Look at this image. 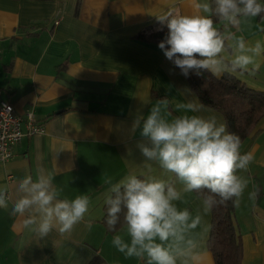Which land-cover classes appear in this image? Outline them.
<instances>
[{
	"label": "crops",
	"instance_id": "obj_1",
	"mask_svg": "<svg viewBox=\"0 0 264 264\" xmlns=\"http://www.w3.org/2000/svg\"><path fill=\"white\" fill-rule=\"evenodd\" d=\"M170 10L191 14L192 0H0L1 97L20 116L31 111L43 129L23 136L12 157L0 162V188L7 189L9 198L8 208H0V264H90L96 258L103 264H145L113 246L116 234L128 240L122 226L110 233L102 222L108 181L135 174L166 180L178 189L181 185L158 163L144 160L136 146L142 138L141 128L132 129L134 118L167 98L162 114L168 119L183 114L177 103L192 101L203 106L196 115L225 124L219 111L200 102L158 44L136 37ZM218 26L243 36L249 45L264 44L260 17L242 20L238 30ZM257 61L254 73H236L247 85L264 90V54ZM240 151L254 157L247 171L237 173L249 181L233 209L240 264H264V117ZM40 168L54 173L61 199H90L89 212L70 233L53 230L41 238L11 215L20 180L35 179ZM254 186L259 191L253 200ZM177 205L203 217L186 237L196 244L192 255L198 257L189 258V264H214L207 249L211 215L203 214L202 199L184 193Z\"/></svg>",
	"mask_w": 264,
	"mask_h": 264
},
{
	"label": "clouds",
	"instance_id": "obj_2",
	"mask_svg": "<svg viewBox=\"0 0 264 264\" xmlns=\"http://www.w3.org/2000/svg\"><path fill=\"white\" fill-rule=\"evenodd\" d=\"M194 11L180 14L168 11L157 18L168 29L158 48L166 59L180 69L184 77L205 72L220 77L224 73L251 72L259 68L257 57L264 54V44L257 40L249 45L243 36L222 32L213 17L224 26L239 29L242 20L260 17L264 20V3L260 0H192ZM226 42H228L226 44ZM230 50V53H229ZM229 53V54H226ZM185 92L191 93L185 88ZM167 98L159 99L148 114L137 115L132 129L141 128L137 148L146 162H156L180 183L175 184L150 175L135 174L110 184L105 197L106 224L115 231L123 216L124 236L116 234L112 244L126 257L145 260V264H189L196 244L187 234L202 222V215L193 217L188 208L180 209L184 193L203 195V214L218 205L232 201L238 207L248 186V179L238 175L247 171L254 157L241 154V138L229 132L227 125L215 117L196 115L203 107L189 101L177 103L182 115L168 119L162 114ZM189 113H192L191 115ZM151 171V165H145ZM54 173L40 168L36 178L28 175L17 186L11 215L21 218L25 227L39 237L53 230L70 233L89 212L90 199L78 195L61 199V189L53 184ZM255 189V186H254ZM258 189L249 193L255 199ZM7 189L0 188V208H8ZM90 227V225H89Z\"/></svg>",
	"mask_w": 264,
	"mask_h": 264
},
{
	"label": "trees",
	"instance_id": "obj_3",
	"mask_svg": "<svg viewBox=\"0 0 264 264\" xmlns=\"http://www.w3.org/2000/svg\"><path fill=\"white\" fill-rule=\"evenodd\" d=\"M215 26L220 30V23L215 17ZM168 29L161 26L157 18L149 22L137 33V38L145 42L158 44L167 34ZM179 73L181 72L178 68ZM241 72V71H237ZM186 78V77H185ZM188 85L195 92L200 102L219 111L227 125L229 132L240 136L241 143L249 135L252 128L264 117V90L253 88L243 82L235 73H224L220 77L205 72L203 76L190 73L186 78ZM138 177H141L137 175ZM142 178V177H141ZM207 193H195L199 199ZM234 205L228 201L224 205H218L210 212V229L207 236V249L211 252L214 264H240L242 248L240 235L234 220ZM102 222L110 233L116 232L123 227V216L115 231H110L107 224L106 205L103 207ZM90 264H103L99 258Z\"/></svg>",
	"mask_w": 264,
	"mask_h": 264
},
{
	"label": "built area",
	"instance_id": "obj_4",
	"mask_svg": "<svg viewBox=\"0 0 264 264\" xmlns=\"http://www.w3.org/2000/svg\"><path fill=\"white\" fill-rule=\"evenodd\" d=\"M31 111L23 116L15 113L13 105L2 99L0 93V162L8 161L13 155V146L25 135L42 132V126Z\"/></svg>",
	"mask_w": 264,
	"mask_h": 264
},
{
	"label": "rangeland",
	"instance_id": "obj_5",
	"mask_svg": "<svg viewBox=\"0 0 264 264\" xmlns=\"http://www.w3.org/2000/svg\"><path fill=\"white\" fill-rule=\"evenodd\" d=\"M260 2H261V0H260Z\"/></svg>",
	"mask_w": 264,
	"mask_h": 264
}]
</instances>
